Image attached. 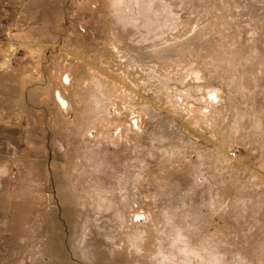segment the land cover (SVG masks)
I'll return each mask as SVG.
<instances>
[{"label": "rangeland", "instance_id": "rangeland-1", "mask_svg": "<svg viewBox=\"0 0 264 264\" xmlns=\"http://www.w3.org/2000/svg\"><path fill=\"white\" fill-rule=\"evenodd\" d=\"M0 264H264V0H0Z\"/></svg>", "mask_w": 264, "mask_h": 264}, {"label": "bare ground", "instance_id": "bare-ground-1", "mask_svg": "<svg viewBox=\"0 0 264 264\" xmlns=\"http://www.w3.org/2000/svg\"><path fill=\"white\" fill-rule=\"evenodd\" d=\"M67 77H68V75H67ZM56 99H57L62 105H66V104H67L66 100L61 96V94H60L59 92L56 94Z\"/></svg>", "mask_w": 264, "mask_h": 264}]
</instances>
